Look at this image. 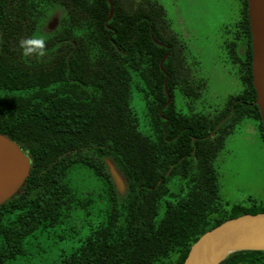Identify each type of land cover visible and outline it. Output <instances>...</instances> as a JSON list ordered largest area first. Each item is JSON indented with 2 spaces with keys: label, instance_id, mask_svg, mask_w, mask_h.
<instances>
[{
  "label": "trees",
  "instance_id": "obj_1",
  "mask_svg": "<svg viewBox=\"0 0 264 264\" xmlns=\"http://www.w3.org/2000/svg\"><path fill=\"white\" fill-rule=\"evenodd\" d=\"M240 2L244 86L210 119L176 108L174 91L186 78L184 45L158 2L112 0L110 15L108 0H0V134L30 163L19 189L0 204V264L23 256L26 240L59 225L73 206L89 205L67 180L73 165L104 179L109 206L102 222L51 264H183L203 232L264 212V203L251 199L222 205L213 166L242 118L259 120L264 139L247 0ZM55 9L62 13L49 28ZM32 37L43 38V55L21 54L17 42ZM133 90L148 133L131 108ZM105 159L122 176L121 191ZM219 264H264V250L233 251Z\"/></svg>",
  "mask_w": 264,
  "mask_h": 264
},
{
  "label": "rangeland",
  "instance_id": "obj_2",
  "mask_svg": "<svg viewBox=\"0 0 264 264\" xmlns=\"http://www.w3.org/2000/svg\"><path fill=\"white\" fill-rule=\"evenodd\" d=\"M139 0H134L137 2ZM167 18L184 48L185 80L174 91L176 108L183 114L198 113L214 118L229 96L241 92L240 79L245 49L242 37L240 0H154ZM61 10H53L48 22L58 21ZM57 23V22H56ZM46 30L43 26L42 30ZM234 42L232 52L228 45ZM237 51V53H236ZM235 53V56H234ZM189 86L190 94L182 88ZM196 92V93H195ZM131 108L137 113L139 129L149 132L143 101L132 91ZM105 161L110 162L108 159ZM213 166L218 178V199L222 205L251 199L264 203V139L259 120L244 117L225 136ZM67 180L79 199L90 198L84 208L74 207L62 222L26 240L23 256L8 264H51L76 248L102 222L109 206L107 184L86 166L73 165ZM177 192V187L172 188Z\"/></svg>",
  "mask_w": 264,
  "mask_h": 264
},
{
  "label": "water",
  "instance_id": "obj_3",
  "mask_svg": "<svg viewBox=\"0 0 264 264\" xmlns=\"http://www.w3.org/2000/svg\"><path fill=\"white\" fill-rule=\"evenodd\" d=\"M110 15L112 0H108ZM247 15L251 41L252 85L264 130V0H247ZM53 19L51 27L56 24ZM106 165L115 188H124L123 178L111 162ZM30 167L29 158L19 146L0 134V204L14 194ZM264 250V212L244 213L226 219L203 232L190 246L183 264H219L237 250Z\"/></svg>",
  "mask_w": 264,
  "mask_h": 264
},
{
  "label": "clouds",
  "instance_id": "obj_4",
  "mask_svg": "<svg viewBox=\"0 0 264 264\" xmlns=\"http://www.w3.org/2000/svg\"><path fill=\"white\" fill-rule=\"evenodd\" d=\"M18 45L23 56H28L29 54L34 53L37 57L43 55V38L42 37H32L28 39H21L18 42Z\"/></svg>",
  "mask_w": 264,
  "mask_h": 264
},
{
  "label": "flooded vegetation",
  "instance_id": "obj_5",
  "mask_svg": "<svg viewBox=\"0 0 264 264\" xmlns=\"http://www.w3.org/2000/svg\"><path fill=\"white\" fill-rule=\"evenodd\" d=\"M51 24H52V22H48V27L49 28H53V27H51Z\"/></svg>",
  "mask_w": 264,
  "mask_h": 264
}]
</instances>
